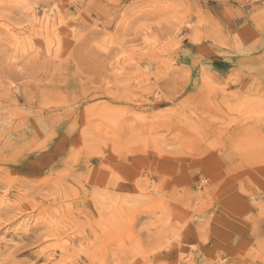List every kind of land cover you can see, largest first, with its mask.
<instances>
[{
    "label": "rangeland",
    "instance_id": "rangeland-1",
    "mask_svg": "<svg viewBox=\"0 0 264 264\" xmlns=\"http://www.w3.org/2000/svg\"><path fill=\"white\" fill-rule=\"evenodd\" d=\"M0 264H264V0H0Z\"/></svg>",
    "mask_w": 264,
    "mask_h": 264
}]
</instances>
